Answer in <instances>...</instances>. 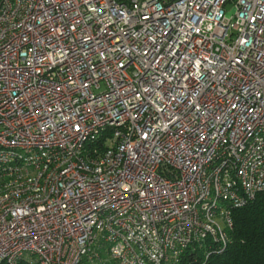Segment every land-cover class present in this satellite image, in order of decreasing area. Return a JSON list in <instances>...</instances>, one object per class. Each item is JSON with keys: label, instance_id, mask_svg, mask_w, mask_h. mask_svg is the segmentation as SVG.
Listing matches in <instances>:
<instances>
[{"label": "built area", "instance_id": "obj_1", "mask_svg": "<svg viewBox=\"0 0 264 264\" xmlns=\"http://www.w3.org/2000/svg\"><path fill=\"white\" fill-rule=\"evenodd\" d=\"M261 192L264 0H0V264L208 259Z\"/></svg>", "mask_w": 264, "mask_h": 264}, {"label": "trees", "instance_id": "obj_2", "mask_svg": "<svg viewBox=\"0 0 264 264\" xmlns=\"http://www.w3.org/2000/svg\"><path fill=\"white\" fill-rule=\"evenodd\" d=\"M233 220L231 241L223 253L209 252L207 259L204 247L198 246L192 257L184 259V264H264V192L246 206L235 209ZM95 264L115 263L110 260Z\"/></svg>", "mask_w": 264, "mask_h": 264}, {"label": "rangeland", "instance_id": "obj_3", "mask_svg": "<svg viewBox=\"0 0 264 264\" xmlns=\"http://www.w3.org/2000/svg\"><path fill=\"white\" fill-rule=\"evenodd\" d=\"M232 7H233V3H229L228 6H227V9H228V10H231Z\"/></svg>", "mask_w": 264, "mask_h": 264}, {"label": "water", "instance_id": "obj_4", "mask_svg": "<svg viewBox=\"0 0 264 264\" xmlns=\"http://www.w3.org/2000/svg\"><path fill=\"white\" fill-rule=\"evenodd\" d=\"M234 12H235V11L232 10L231 12L228 13V16H229V17L232 16V15L234 14Z\"/></svg>", "mask_w": 264, "mask_h": 264}]
</instances>
